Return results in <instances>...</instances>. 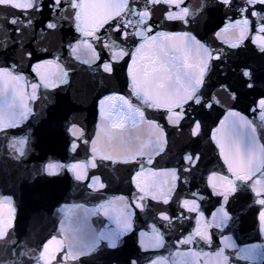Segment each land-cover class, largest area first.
Instances as JSON below:
<instances>
[{
    "label": "snow or ice",
    "instance_id": "6c2138e0",
    "mask_svg": "<svg viewBox=\"0 0 264 264\" xmlns=\"http://www.w3.org/2000/svg\"><path fill=\"white\" fill-rule=\"evenodd\" d=\"M218 4L239 18H229L215 37L229 49H239L246 41L264 54V0H218ZM164 6V22L181 24L182 30H160L153 23V9ZM257 6L260 11L256 10ZM0 7L19 10L8 23L19 33L31 28L36 14L42 12V0H0ZM54 19L47 29H57L67 21L78 35L68 43L70 54L92 71H102L111 78L118 68L126 66L128 95L113 93L98 100L99 123L94 138L89 139L83 128L75 123L68 131L76 140L90 143L91 156L87 160L61 163L49 160L42 171L50 177L72 173L74 179L83 182L93 192H100L106 184L99 175L89 177V170L112 165L130 166V195L113 196L93 207L84 204L65 205L58 209L59 231L42 243L41 249L27 248L6 264H84L82 258L95 253L102 244L115 249L124 237L137 231L138 215L153 212L148 230L138 233V246L144 253V264H233L235 259L249 264H264V244L238 246L232 235H221L215 251L211 248L212 229L223 233L234 222L229 204L243 189L254 194L258 206V231L264 236V94L253 101L249 118L232 107L227 108L218 125L204 130V122L198 119L200 111L223 107L215 93L208 90V79L216 62L227 57L223 48L212 47L197 38L190 28L195 17L205 7L204 0L198 7L187 5L186 0H51L48 4ZM57 10L59 14L56 15ZM255 31L253 33V20ZM21 17H24L22 19ZM6 48L10 42L9 30L0 24ZM46 51V50H42ZM105 53L107 58H104ZM31 57L32 53H28ZM95 66V67H93ZM35 81L24 75L16 64L0 66V134L7 141V148L16 153V159L26 156L29 136L11 135L33 115L32 104L41 98L40 90L57 89L68 83L69 70L56 59H38L31 66ZM248 88L253 87V74L247 66L240 69ZM221 90L236 101L235 92ZM46 99L47 96L45 95ZM133 98L135 102L133 101ZM151 110V111H149ZM165 120L173 129L189 128L190 137L199 140L207 137L215 145L221 168L208 170L206 187L217 197V207L211 219L205 215L201 202L206 199L199 190H189L180 197L178 182L183 174L191 173L201 162L197 153L184 154L178 167L157 168L156 158L165 151L168 133ZM74 140L71 151L78 148ZM226 170V173L225 171ZM184 183L188 178L184 175ZM190 197V198H189ZM151 202H155L153 205ZM176 204V210L171 205ZM157 205L159 207H157ZM16 205L11 195L0 194V241L9 246L17 245L14 237ZM194 214V215H193ZM103 216L108 223L97 228L92 217ZM194 219L195 226L175 241L176 251L163 255L159 250L168 246L166 233L175 223L183 224ZM7 238V239H6ZM180 246H188L179 250ZM130 264H139L137 259Z\"/></svg>",
    "mask_w": 264,
    "mask_h": 264
},
{
    "label": "water",
    "instance_id": "95a60500",
    "mask_svg": "<svg viewBox=\"0 0 264 264\" xmlns=\"http://www.w3.org/2000/svg\"><path fill=\"white\" fill-rule=\"evenodd\" d=\"M43 10L36 14L31 28L17 32L15 27L7 22L13 15H20L19 10L0 7V24L9 30L10 42L5 48L0 44V66L16 64L22 73L30 80L35 81V74L31 66L38 59L60 58L69 70L68 83L57 89L40 90L41 98L32 104L33 115L18 129L11 130V135L26 134L29 136V144L26 147V156L16 159V153L7 148V141L0 134V194L11 195L16 205V219L14 222V237L18 243L9 246L5 241H0V264L16 259L14 250L18 253L27 248L41 249L42 243L47 238L59 231L60 214L58 209L65 205L84 204L93 207L104 199L119 195H130L134 190L130 185V166L104 162L103 166L89 170V177L96 174L106 184V188L100 192H93L87 188L90 179L78 182L72 173L64 172L57 177H50L43 173V165L49 160L61 163H72L77 160H87L91 156L90 143L86 147L83 141L76 140L68 129L73 123L85 130L86 136L91 139L95 136L96 125L99 123L98 100L104 95L117 93L128 95L126 66L118 68L114 75L109 78L102 71H92L88 65L82 64L70 54L68 43L73 37L74 28L67 21H62L57 29H47L46 24L54 19L48 4L51 0H42ZM237 3L240 0H236ZM201 0H186L187 5L198 7ZM205 7L195 17H192L191 30L202 42L212 47H220L228 54L212 69L208 79V90L215 93L222 101L223 107L216 106L213 110L199 112L198 119L204 122V130L209 131L218 125L219 119L223 118L227 108L243 112L249 118H253L251 108L253 101L258 100L264 94V54H261L251 41L239 49H229L216 37L215 32L229 21V18H239L234 12L228 11L218 4V0H204ZM256 10L260 11L257 6ZM165 8L156 6L153 9V23L160 25V30L180 31L179 23L164 22L161 25ZM59 14L57 10L56 15ZM24 19V17H21ZM253 20V33L255 31V18ZM3 33L0 32V40ZM46 50V51H42ZM32 53L29 57L28 53ZM104 58H107L105 53ZM247 66L253 74V87L248 88L242 78L240 69ZM95 67V66H93ZM221 85H228L230 92H235L237 100L229 99L228 93L221 90ZM47 96L45 99L44 96ZM133 101L135 102L134 98ZM151 111V110H149ZM168 133V143L165 151L156 158L157 168L178 167L184 154L197 153L201 155V162L191 173L183 174L178 182L177 194L183 197L189 190H199L206 197L201 202L205 215L211 219V213L217 205V197L211 195V190L206 187V177L210 169L221 168L222 161L219 159L215 145L208 141L207 137L199 140L190 137L189 128L185 125L182 129H173L165 120L160 119ZM76 141L79 145L76 152L71 151V144ZM226 173V170H224ZM184 175L188 183H184ZM190 198V197H189ZM254 194L250 189H243L230 201V213L234 222L228 229L221 233L212 229L213 244L211 248L203 245L204 250L215 251L221 235H232L238 246L246 244H264V236L258 231L257 210L254 204ZM155 205V202H151ZM157 207H159L157 205ZM171 210H176V204L171 205ZM194 215V214H193ZM153 212L147 215L139 214L137 231L123 238L122 243L115 249H110L106 244L89 257L82 258L84 264H130L137 259L139 264H144L145 257L151 256L152 252L144 253L138 246V233L140 230H148L146 225L152 222ZM108 221L103 216L92 217V223L99 228ZM161 231L166 233L168 246L159 250L160 254L168 255L176 251L175 241L187 235L195 226L194 219L183 224L175 223L173 230L159 225ZM7 239V238H6ZM188 246H180L179 250H186ZM233 264H249L247 261L235 259L234 253L228 250ZM25 264H34V261H26Z\"/></svg>",
    "mask_w": 264,
    "mask_h": 264
}]
</instances>
